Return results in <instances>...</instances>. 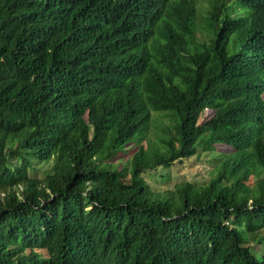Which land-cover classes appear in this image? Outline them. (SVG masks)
<instances>
[{"label": "trees", "instance_id": "1", "mask_svg": "<svg viewBox=\"0 0 264 264\" xmlns=\"http://www.w3.org/2000/svg\"><path fill=\"white\" fill-rule=\"evenodd\" d=\"M0 264H264V0H0Z\"/></svg>", "mask_w": 264, "mask_h": 264}, {"label": "rangeland", "instance_id": "2", "mask_svg": "<svg viewBox=\"0 0 264 264\" xmlns=\"http://www.w3.org/2000/svg\"><path fill=\"white\" fill-rule=\"evenodd\" d=\"M200 8H197V11ZM202 31H198L196 36L200 39H202ZM234 51V48L231 46V38L228 41L226 52L227 54H231ZM211 114V111L204 109L200 113V118L206 117ZM209 155L207 153L202 154L198 157H189L182 160V163L178 164L177 167H173L172 171L169 172V179L171 181H175L181 178L185 179H191L193 177L195 178H204L207 176L206 170L209 168L207 164V159ZM47 164H41V165H35L37 168L35 174L40 175L42 174L41 170L44 168H47ZM148 179V177H147ZM151 181V179H149ZM152 183V182H151ZM256 247L260 248L259 245H256Z\"/></svg>", "mask_w": 264, "mask_h": 264}, {"label": "clouds", "instance_id": "3", "mask_svg": "<svg viewBox=\"0 0 264 264\" xmlns=\"http://www.w3.org/2000/svg\"><path fill=\"white\" fill-rule=\"evenodd\" d=\"M195 1H199V0H195ZM159 32H162V30L157 29V27H153V35L155 36L154 39L160 43L157 47L152 48V50H150L147 53V57L150 59L168 58V57L172 56L175 53V51H177V52L179 51V48H180L179 41L171 40L173 48H174V51H172L171 49H169V47H167L166 45L163 44V39L160 37Z\"/></svg>", "mask_w": 264, "mask_h": 264}]
</instances>
